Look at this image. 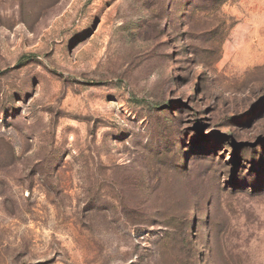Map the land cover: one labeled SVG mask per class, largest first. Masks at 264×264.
Instances as JSON below:
<instances>
[{"label":"rangeland","instance_id":"obj_1","mask_svg":"<svg viewBox=\"0 0 264 264\" xmlns=\"http://www.w3.org/2000/svg\"><path fill=\"white\" fill-rule=\"evenodd\" d=\"M0 264H264V0H0Z\"/></svg>","mask_w":264,"mask_h":264}]
</instances>
